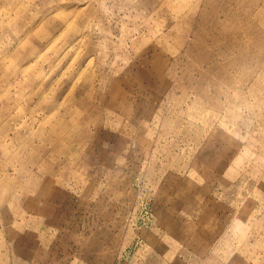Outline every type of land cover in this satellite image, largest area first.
<instances>
[{"label": "rangeland", "instance_id": "rangeland-1", "mask_svg": "<svg viewBox=\"0 0 264 264\" xmlns=\"http://www.w3.org/2000/svg\"><path fill=\"white\" fill-rule=\"evenodd\" d=\"M0 264H264V0H0Z\"/></svg>", "mask_w": 264, "mask_h": 264}]
</instances>
